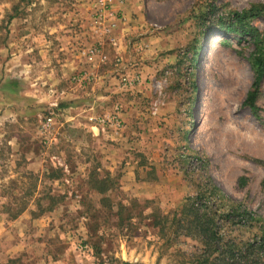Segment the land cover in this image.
Here are the masks:
<instances>
[{
	"label": "rangeland",
	"instance_id": "rangeland-1",
	"mask_svg": "<svg viewBox=\"0 0 264 264\" xmlns=\"http://www.w3.org/2000/svg\"><path fill=\"white\" fill-rule=\"evenodd\" d=\"M99 14L95 0H0V264H201L192 204L221 245L257 241L264 77L246 99L264 0ZM234 14L245 35L223 30ZM235 207L254 219H224Z\"/></svg>",
	"mask_w": 264,
	"mask_h": 264
},
{
	"label": "trees",
	"instance_id": "trees-1",
	"mask_svg": "<svg viewBox=\"0 0 264 264\" xmlns=\"http://www.w3.org/2000/svg\"><path fill=\"white\" fill-rule=\"evenodd\" d=\"M235 23L239 27L228 25L223 28L228 33H236L245 35L247 31L251 30L241 26L243 16L234 14ZM246 29H248L246 31ZM250 66L254 73L252 82V90L248 93L247 104L254 109V102L258 93L259 85L264 77V48H257L256 51L249 58ZM264 166V164H263ZM213 189L220 193L219 190L213 186ZM183 218L186 222V229L193 232V236L204 248L205 253L208 254L201 264H207L208 259L212 258L211 263L215 264H264V227L260 228V237L257 241L245 244L242 248L236 245L226 244L221 245V237L219 235V228L215 221L213 213L201 212L194 204L186 206L183 209ZM228 215L223 216L224 219L234 221L239 224L241 222H248L254 219L250 212L238 208H231ZM237 220V221H235Z\"/></svg>",
	"mask_w": 264,
	"mask_h": 264
},
{
	"label": "built area",
	"instance_id": "built-area-1",
	"mask_svg": "<svg viewBox=\"0 0 264 264\" xmlns=\"http://www.w3.org/2000/svg\"><path fill=\"white\" fill-rule=\"evenodd\" d=\"M96 6L99 8V15L103 16L106 12L107 9L110 7L112 0H95ZM95 52L90 51L89 52V59H92L94 56ZM92 121H95L96 124H104L105 120L104 119H98V118H91ZM51 118H47L42 126L44 132L49 133L51 129Z\"/></svg>",
	"mask_w": 264,
	"mask_h": 264
},
{
	"label": "crops",
	"instance_id": "crops-1",
	"mask_svg": "<svg viewBox=\"0 0 264 264\" xmlns=\"http://www.w3.org/2000/svg\"><path fill=\"white\" fill-rule=\"evenodd\" d=\"M89 127H90V129L92 130V132H93V131H98V128L95 127V126H93V125H90Z\"/></svg>",
	"mask_w": 264,
	"mask_h": 264
},
{
	"label": "bare ground",
	"instance_id": "bare-ground-1",
	"mask_svg": "<svg viewBox=\"0 0 264 264\" xmlns=\"http://www.w3.org/2000/svg\"><path fill=\"white\" fill-rule=\"evenodd\" d=\"M200 112H202V111H200Z\"/></svg>",
	"mask_w": 264,
	"mask_h": 264
}]
</instances>
